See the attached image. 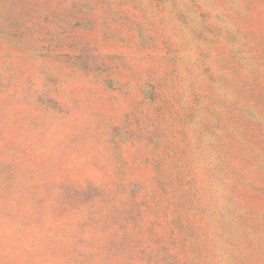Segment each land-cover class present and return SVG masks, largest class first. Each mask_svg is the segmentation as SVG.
Masks as SVG:
<instances>
[{
	"label": "rangeland",
	"instance_id": "rangeland-1",
	"mask_svg": "<svg viewBox=\"0 0 264 264\" xmlns=\"http://www.w3.org/2000/svg\"><path fill=\"white\" fill-rule=\"evenodd\" d=\"M0 264H264V0H0Z\"/></svg>",
	"mask_w": 264,
	"mask_h": 264
}]
</instances>
